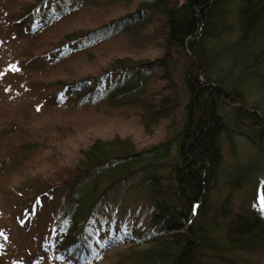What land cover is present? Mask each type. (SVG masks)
<instances>
[{
    "label": "rangeland",
    "instance_id": "374dc122",
    "mask_svg": "<svg viewBox=\"0 0 264 264\" xmlns=\"http://www.w3.org/2000/svg\"><path fill=\"white\" fill-rule=\"evenodd\" d=\"M9 1L0 0V6L3 4L9 9L6 19L0 7V72L5 73L1 81L10 85L9 91L0 97V130L6 135L3 146L44 135L58 136L61 142L53 151L52 160L46 161L43 167H36L31 174L23 171L15 182L0 180V264H69L66 259L49 262L48 255L42 252L45 244H50L54 252L58 251L54 247L57 240L55 232L61 227V214L67 204L63 190L45 193L43 189L47 190L48 182L55 178H69L77 162L78 150L97 138L105 141L118 136L130 138L139 149L154 147L145 155V160L163 153L168 156L162 160L166 165L162 166L163 169H146L106 193L86 226V234L91 238L88 245L91 251L98 252L108 241L125 238L136 241L161 231V225L151 221V193L154 189L148 177L155 171L162 176L159 178L161 185L173 186L170 163L175 162L177 156L179 158L176 134L183 123L186 102L182 78L188 65L186 58L178 55L174 62L166 63L167 68L159 65L160 68L156 69V64H149L141 69L117 70L96 77V74L106 71L111 59L117 58L113 56L124 54L135 62L141 57L154 61L160 53L153 46L154 20L144 11L131 22L120 20L104 27L128 11V1L114 0L113 3L110 0L97 7L88 5L83 7V11H72L46 32L45 37L51 41L59 42L62 36L66 37L65 41H70L64 50L45 57L57 59L66 53L69 54L65 59L67 62L48 70L44 58L23 61L16 53L28 41L25 30H35L61 12L67 14L74 1L45 0L17 26L12 25L14 21L11 19L22 16L25 10ZM238 5V0H233L228 5L223 27L218 28L217 35L204 39L206 55L212 58L207 73L212 80H220L228 87L237 82L244 101L264 113V62L252 70L255 78L241 75L247 66L242 62H252V57H237L240 54L237 41L241 34ZM101 10L109 11V15L94 19L92 14ZM213 26L217 28V24ZM100 39L103 41L99 43ZM64 69L75 76L70 77L71 73L64 72ZM164 69L175 86L178 105L156 120L153 101L147 105L145 101L150 100L151 92L167 81L158 79ZM56 77L60 78L59 85L49 87L55 93L45 96L42 82ZM76 77L93 78L87 81L92 83L93 89L83 99L72 88L63 87ZM199 79L203 81V76ZM123 82L127 83L126 86L139 82L137 93L142 97L133 101L130 107L106 99L110 90ZM220 110L226 122L222 137L223 161L210 193L209 205L216 208L224 203L230 215L216 227L210 226L209 236L218 242L215 243L217 247L223 246L224 228L231 219L253 212L264 215L261 209V200H264V146L247 137L249 127L234 121L229 103L221 105ZM15 126H20L19 132L10 137L9 132ZM107 186L101 184L98 194ZM37 189L45 192L36 193L34 190ZM112 254L111 250L103 252L102 260L92 264H109L108 258ZM224 254L231 260L229 264H264V249L254 253L228 250L221 256ZM213 262L228 264L220 260Z\"/></svg>",
    "mask_w": 264,
    "mask_h": 264
},
{
    "label": "trees",
    "instance_id": "16d2710c",
    "mask_svg": "<svg viewBox=\"0 0 264 264\" xmlns=\"http://www.w3.org/2000/svg\"><path fill=\"white\" fill-rule=\"evenodd\" d=\"M43 1L45 0L9 1L25 10L22 16L11 19L14 21L12 25L22 24L24 17ZM73 1L74 6L67 14L61 12L35 30H25L28 41L18 49L16 56L23 61L44 58L48 63V70H52L56 64L67 62L65 59L69 54L66 53L57 59L45 58L64 50L70 42L65 41V36H62L59 42L51 41L45 37L46 32L72 11H83V7L88 5L97 7L110 0ZM126 1V14L110 21L104 27L112 26L120 20L131 22L144 11L154 20L153 46L160 53L154 61L141 57L135 62L124 54L113 56L117 58L111 59L106 71L96 74V77L117 70L135 67L141 69L149 64H156V69L160 68L159 65L161 68H167L166 63L174 62L178 55H183L188 62L182 77L186 93L184 117L181 129L176 134V140H179V158L177 156L176 161L170 163L173 186L161 185L159 178L162 176L155 171L148 177L154 189L151 193V221L161 225L162 229L136 241L131 238L108 241L98 252L91 251L88 246L91 238L86 234V226L99 203L105 199L106 193L146 169H163L162 166L166 165L162 164V160L168 156L163 153L145 160V155L154 147L139 149L130 138L118 136L105 141L97 138L87 147L78 150L77 162L71 169L69 178H55L48 182L47 190L43 189L46 192L34 190L36 193L63 190L67 200L65 210L61 214V227L55 232L57 240L54 247L58 251L54 252L50 244H45L42 252L48 255L46 258L49 262L66 259L69 264L95 263L102 260L103 252L108 250L113 251L112 256L108 258L109 264H216L213 260L229 264L231 260L226 258L225 254L221 256L222 252L236 250L254 253L263 250L264 215L260 212L229 219V224L224 228L223 246L217 247L215 243L218 242L209 236L210 226L216 227L230 215L224 203L216 208L209 205L210 193L223 161L222 137L226 122L221 114V105L229 103L234 121L249 127L247 137L252 142L259 141L264 146V113L244 101L237 82L228 87L220 80H212L207 73L212 58L206 55L204 39L217 35L218 28L223 27L225 14L229 11L228 5L230 6L233 0ZM238 4L241 34L237 41L240 50L237 57H252V62H242L247 66L241 74L252 79L255 78L252 70L264 62V0H238ZM132 5L134 8H129ZM0 7L6 18L9 9L3 4ZM107 15L109 11L101 10L92 14V17L103 18ZM213 24H217L216 29ZM101 41L103 40L100 39L99 43ZM63 71L71 73L70 77L75 76L68 69ZM4 75L3 71L0 72V97L10 88L9 84L1 81ZM200 76H203V81L199 79ZM90 79L93 78L76 77V80H71L63 87L72 88L77 96L83 99L93 89L92 83L87 82ZM158 79L167 81L151 92L150 100L145 101V105L153 101L156 120L161 114L178 105L176 89L174 84H171L172 80L166 69L158 75ZM59 83V77L42 82L44 95L54 94L55 90L50 91L49 87ZM138 83L126 86L127 83L123 82L116 85L108 93L107 101H115L121 106H132L133 101L142 97L137 93ZM59 97L62 99L61 95ZM19 128L20 126H15L9 132L10 137L17 134ZM5 137L0 130V180H5L4 182H15L20 179L23 171L27 170L31 174L36 167H43L46 161L52 160L53 151L61 142L58 136L52 138L44 135L42 138L24 139L3 146ZM46 175H49L48 170ZM101 184L108 186L98 194Z\"/></svg>",
    "mask_w": 264,
    "mask_h": 264
},
{
    "label": "snow or ice",
    "instance_id": "6c2138e0",
    "mask_svg": "<svg viewBox=\"0 0 264 264\" xmlns=\"http://www.w3.org/2000/svg\"><path fill=\"white\" fill-rule=\"evenodd\" d=\"M261 209L264 210V200H261Z\"/></svg>",
    "mask_w": 264,
    "mask_h": 264
}]
</instances>
